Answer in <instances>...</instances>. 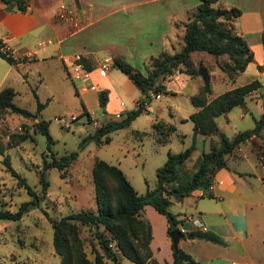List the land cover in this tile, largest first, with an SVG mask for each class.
Returning a JSON list of instances; mask_svg holds the SVG:
<instances>
[{"label":"rangeland","instance_id":"374dc122","mask_svg":"<svg viewBox=\"0 0 264 264\" xmlns=\"http://www.w3.org/2000/svg\"><path fill=\"white\" fill-rule=\"evenodd\" d=\"M0 2L5 3L3 0ZM128 51L130 56L124 59L145 73L149 58V56L145 58V55L148 53L135 49ZM203 58L209 63L213 60L212 57L206 59L204 56L196 58L195 61H205ZM217 64L220 63L217 61ZM50 65L31 61L28 65L11 66L0 57V80L4 76L0 81V90L7 86L13 87L17 91L13 102L31 113L29 117L11 112L0 116V142L7 146L9 135L13 132L28 130L32 134V138L9 147L6 152L10 156L12 167L26 179L37 195L42 196L38 207L32 208L21 219H0V264H59L60 256L53 248V229L48 217L59 219L71 212L96 209L91 174L96 159L118 166L134 189L139 194H144L147 189L156 186V169L165 163L168 152H182L194 143V150L185 164L187 170L193 171L198 158L209 150L211 137L197 134L193 139V123L189 119L180 121L181 117H188V111L193 109L187 97L192 90L191 84L182 93H161L160 98L151 97L146 104L147 111L137 116L128 126L111 132L109 143L97 145L91 141L82 145L83 137L106 123L102 109L107 105L102 108L99 103V94L103 86L108 85L112 94L116 93V99L110 98L111 105L114 106L110 111L113 117L111 120L125 117L128 111L136 107L134 99L142 94L126 75L113 65L110 66L105 79L95 76L93 80L86 81L87 86L90 83L96 86L95 91L80 93L76 88H80L81 81H73L62 67L57 69ZM213 65L212 63L210 66ZM213 85L216 92L217 85L215 83ZM106 96L108 101L107 92ZM119 100L125 103V108H120ZM84 102L89 107L88 114L83 112ZM39 103L42 104L40 108ZM242 110L240 106L233 107L229 111V122H226L224 115L216 118L221 132L227 137L232 138L235 134L254 127V119L250 113L240 116ZM116 112H119L121 117L117 118ZM38 117L48 123V130L53 139L50 151L47 148L46 136L35 130ZM94 120L102 122L101 124L98 122L97 127H94L92 124ZM161 120L176 127V132L165 145L156 142L153 128V123ZM256 140L260 150L264 133ZM51 153L56 158L73 153L74 159L63 171L57 167L44 169V161L52 160ZM237 156L228 157L229 166L244 176L240 180L247 185L248 180L254 179V176L250 179L249 175L244 173L254 170L252 164L254 154L250 150V145H240ZM2 158L0 154L2 207L16 211L21 203L32 199L33 196L6 170ZM41 174L47 182L46 187L41 180ZM169 211L177 217L190 214L181 202H174ZM144 217L154 226L153 236L155 242L159 243L162 235L161 226L153 216L147 217L144 213ZM77 225L84 251L87 257L93 260L92 245L98 248L96 230L80 223ZM118 261L120 264H133L120 254Z\"/></svg>","mask_w":264,"mask_h":264},{"label":"crops","instance_id":"0c3cea01","mask_svg":"<svg viewBox=\"0 0 264 264\" xmlns=\"http://www.w3.org/2000/svg\"><path fill=\"white\" fill-rule=\"evenodd\" d=\"M23 1L26 5L24 10L19 9L14 2H0V40L15 52L17 59L26 58L17 65H10L19 67L36 61L49 63L57 69L62 67L67 72L64 58L81 54L85 66L90 67L91 76L80 83L79 89L76 88L78 93L89 91L86 81L93 80L95 76L101 79L107 77L109 71L105 76H100L98 71L104 58H113L116 55L127 58L130 56L128 50L135 49L142 53L147 52L149 55H145V58L149 56V61L150 57L157 56L163 50L170 54L179 51L183 46L184 23L188 20L189 12L200 3V0ZM218 5L225 8L237 7L241 10V15L235 19L234 24L252 50L253 60L232 80L225 76L217 64V61H226V55L214 57L203 51L192 52L191 61L195 67L202 64L210 72L211 92L207 95L209 100L251 80L257 79L261 82V87L249 94L245 103L240 106L243 108L240 116L250 113L255 126L256 120L264 112V51L261 43V34L264 31V0H219ZM61 6L66 11L65 19H60L57 15ZM204 56L206 59L212 57L210 63L214 65L210 66L204 58L205 61H195L196 58ZM3 78L4 76L0 81ZM161 83L167 93L171 94L182 93L191 84L192 90L187 94L190 100V96L199 91L202 80L199 76L176 70L162 79ZM214 83L217 85L216 92ZM102 90L106 91L109 97L107 106L102 109L104 121L107 122L113 118L110 111L114 106L111 105L110 98L116 99V93L112 94L108 85L103 86ZM143 97L144 95H141L134 99V107L138 106ZM119 106L125 108V103L119 100ZM82 107L83 112L85 110L88 114V105L84 102ZM192 107L193 109L188 111V117H181L180 121H187L189 115L198 109L193 104ZM223 115L226 122H229V111ZM98 122L101 124L102 121ZM160 122L171 124L162 120ZM175 132L176 127L172 134ZM256 139L257 137L253 136L243 143L250 145L254 154V170L244 171L249 175L248 178L252 179L251 176H254L252 181L248 180L249 184H243L240 179L244 176L230 168L227 158V166L219 169L214 176L209 188L211 196L204 195L202 190H195L182 201H173L181 202L190 212L189 215L177 217L184 220L179 228H186L187 232L198 230L194 224L197 220L203 223L207 232L222 240V243H215L200 238H181L179 248L188 253L196 264H264V169L258 159L264 146L262 142V148L259 150ZM237 150H240V146ZM237 150L231 157L237 156ZM143 212L147 217L153 216L161 226V241L156 243L153 236L154 226L151 225L150 248L153 258L159 264H174L166 218L151 205H145Z\"/></svg>","mask_w":264,"mask_h":264},{"label":"trees","instance_id":"16d2710c","mask_svg":"<svg viewBox=\"0 0 264 264\" xmlns=\"http://www.w3.org/2000/svg\"><path fill=\"white\" fill-rule=\"evenodd\" d=\"M3 1L14 2L21 10L26 7L23 0ZM218 1L200 0L194 10L189 12L188 20L184 23L182 48L172 54L163 50L157 56L150 57L146 73H142L122 56H113V66L125 74L144 97L136 108L127 112L124 118L107 121L81 140L82 145L91 141L97 145L109 143L111 132L128 126L137 116L147 111L146 104L151 98L150 92L155 95L167 93L161 80L179 70L191 76H199L202 80L199 91L190 96L191 103L198 109L189 115V120L193 123V139L197 134L211 137L209 150L198 158L193 171L187 170L185 164L191 157L194 143L182 152H168L165 163L156 169V186L147 189L144 194H139L134 189L118 166L96 159L91 171L96 209L71 212L59 219L48 217L53 229V248L60 256L59 264H120L119 254L133 264H159L152 256L150 248L152 229L151 224L144 217V206L151 205L165 216L169 235L172 230L184 223L183 219H178L176 214L169 211L173 201H182L195 190H202L204 195L211 196L209 188L214 176L219 169L227 166V158L251 137L262 135L264 112L252 129L241 131L232 138L221 132L216 122L218 116L235 106L243 105L246 97L261 87V82L257 79L251 80L209 100L207 95L211 92L210 72L206 66L199 64L195 67L191 61L192 52L203 51L214 57L226 55L227 60L218 65L225 76L232 80L253 60L252 50L234 24L235 19L241 15V10L237 7H222L218 5ZM261 43L264 51V31L261 34ZM4 46L6 45L0 40V57L9 64L17 65L26 60L25 57L14 59L3 51ZM87 67L90 70V67ZM16 94V90L10 86L0 90V116L8 112L31 116L29 111L13 102ZM106 102V92L102 90L99 94L100 106L104 108ZM40 107L42 104L39 103L38 108ZM36 124L35 130L46 136L47 148L50 151L53 139L48 130V123L42 119ZM153 128L156 142L159 144L168 143L175 131L173 125L160 121L155 122ZM30 138L32 134L25 130L11 133L7 146L0 142V154L3 156L2 163L6 170L33 196L32 199L21 203L16 211H11L2 207L0 188V219L19 220L32 208L38 207L41 200L42 196L37 195L26 179L12 167L10 156L6 152L9 147L19 145ZM51 156L50 162L44 161V169L57 167L63 171L74 159L73 153L60 158L54 157L52 153ZM41 180L46 187L47 182L44 181L43 174ZM78 223L96 230L98 248L92 245L93 260L88 258L84 251ZM188 238L222 243L215 234L201 230H190ZM173 261L174 264L197 263L181 248L178 251L173 249Z\"/></svg>","mask_w":264,"mask_h":264},{"label":"built area","instance_id":"2783aa9c","mask_svg":"<svg viewBox=\"0 0 264 264\" xmlns=\"http://www.w3.org/2000/svg\"><path fill=\"white\" fill-rule=\"evenodd\" d=\"M57 15L60 19L67 18L66 11L62 6L60 7V10L58 11ZM3 51L7 52L14 59H17L15 52L11 50L9 47L4 46ZM64 62L67 64V73L73 81L83 82L90 78L91 71L85 66L81 54H73L69 57H65ZM112 64H113V60L111 57L104 58L98 67L100 76H105ZM86 88L90 90H96V86L94 84H90L89 86H86ZM150 95L153 98L160 97V94L155 95L152 92H150ZM115 116L118 118L120 117V114L116 113ZM92 124L94 125V127H97L98 121L94 120L92 121ZM263 146H264V141H263ZM258 159L261 167L264 169V149L260 152ZM194 224L195 227L198 228V230L207 232V228L203 225V223L196 220L194 221ZM180 230L182 233L187 232L186 228L181 227Z\"/></svg>","mask_w":264,"mask_h":264},{"label":"water","instance_id":"95a60500","mask_svg":"<svg viewBox=\"0 0 264 264\" xmlns=\"http://www.w3.org/2000/svg\"><path fill=\"white\" fill-rule=\"evenodd\" d=\"M37 120L40 121V120H42V118L38 117ZM183 237H189V232L182 233L179 227L175 228L174 230H172L169 233V238L172 242V247H173L174 251H178L179 241Z\"/></svg>","mask_w":264,"mask_h":264}]
</instances>
